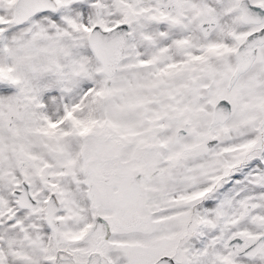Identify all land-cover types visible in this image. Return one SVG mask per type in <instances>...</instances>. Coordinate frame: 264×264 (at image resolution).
<instances>
[{
  "label": "snow or ice",
  "instance_id": "obj_1",
  "mask_svg": "<svg viewBox=\"0 0 264 264\" xmlns=\"http://www.w3.org/2000/svg\"><path fill=\"white\" fill-rule=\"evenodd\" d=\"M0 264H264V0H0Z\"/></svg>",
  "mask_w": 264,
  "mask_h": 264
}]
</instances>
